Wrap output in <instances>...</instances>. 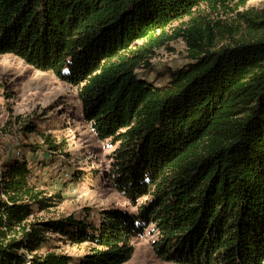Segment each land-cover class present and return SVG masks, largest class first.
<instances>
[{
    "label": "trees",
    "instance_id": "16d2710c",
    "mask_svg": "<svg viewBox=\"0 0 264 264\" xmlns=\"http://www.w3.org/2000/svg\"><path fill=\"white\" fill-rule=\"evenodd\" d=\"M246 2L0 0V55L76 87L83 120L96 137L118 143L107 173L113 187L132 205L145 198L135 212L103 210L96 223L73 214L30 221L50 198L33 192L24 156L7 160L0 264H122L149 225L164 261L263 264L264 36L216 47L210 23L195 14L229 9L264 30V8L240 12ZM177 37L188 62L155 69L154 50ZM52 234L87 242L89 251L76 261L39 252Z\"/></svg>",
    "mask_w": 264,
    "mask_h": 264
},
{
    "label": "rangeland",
    "instance_id": "374dc122",
    "mask_svg": "<svg viewBox=\"0 0 264 264\" xmlns=\"http://www.w3.org/2000/svg\"><path fill=\"white\" fill-rule=\"evenodd\" d=\"M245 4L238 9L240 12L264 8V0H247ZM199 10L195 13L200 15L197 20L204 25L206 21L210 23L216 47L264 36V30L249 27L236 11L208 6ZM188 48L181 37L171 39L154 50L149 62L158 70L178 67L188 62ZM150 76L163 81L156 78L155 71ZM47 135L60 145L57 150L46 145L43 139ZM117 145L111 139L96 137L83 120L76 87L50 71L34 69L12 54L0 55V175L5 161L24 156L30 167L27 177L33 192L39 198H50V205L43 210L35 207L28 220L73 214L96 223L105 209L135 212L145 198L132 205L115 190L107 175ZM156 236L157 231L149 225L141 236L132 239L134 253L122 264H174L154 253L151 243ZM89 246L87 242L72 244L68 237L52 234L39 252H64L76 261L89 251Z\"/></svg>",
    "mask_w": 264,
    "mask_h": 264
}]
</instances>
